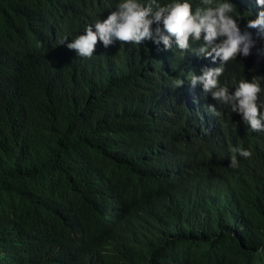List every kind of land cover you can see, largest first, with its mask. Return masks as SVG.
I'll use <instances>...</instances> for the list:
<instances>
[{
    "label": "trees",
    "instance_id": "16d2710c",
    "mask_svg": "<svg viewBox=\"0 0 264 264\" xmlns=\"http://www.w3.org/2000/svg\"><path fill=\"white\" fill-rule=\"evenodd\" d=\"M228 2L257 43L219 82L259 81L264 113V39L247 28L264 8ZM119 3L0 0V264H264V135L227 109L216 118L211 94L191 85L219 65L196 51L202 38L184 52L173 38L169 60L213 125L161 93L168 76L153 42H98L90 58L51 49ZM154 202L164 207L151 224Z\"/></svg>",
    "mask_w": 264,
    "mask_h": 264
},
{
    "label": "clouds",
    "instance_id": "9594fccd",
    "mask_svg": "<svg viewBox=\"0 0 264 264\" xmlns=\"http://www.w3.org/2000/svg\"><path fill=\"white\" fill-rule=\"evenodd\" d=\"M256 3L264 8V0H256ZM201 5L193 11L188 0H172L163 6L157 0H149L146 4L141 0H120L117 10L109 7L90 20L93 25L87 26L85 31L78 30L72 35L62 36L59 40L52 38L51 49H59L66 55L75 50L78 56L90 58L98 42L104 47L114 41L136 45L144 40L153 42L159 51L158 61L163 64L164 73L168 76L166 84L161 86V93L169 100L174 94H179L183 103H189L198 111L204 125H213L209 122V113L201 105L193 103L195 94L184 91L186 86L177 73V67L169 60L173 38L177 48L183 52L190 49V41L195 43L202 38L203 43L196 51L210 57L213 63L219 60V65L202 68L199 76L191 75V85L200 84L204 93L211 94L218 107L209 105L207 110L216 118L222 116L221 109H227L225 116L228 120L235 117L246 132L264 135V113L260 111L257 103L261 92L260 82L255 79L250 82L242 80L234 91L219 82L224 66L238 56H249L257 42L251 33L241 32L236 19L238 13L233 16V12H237L236 7L228 0L216 4L214 0H201ZM62 8L59 5L52 14L60 13ZM247 28L256 29L257 35L264 39V11H260L256 19L248 20ZM231 152L246 159L252 155L250 150L240 147H233ZM236 155L230 159L229 166L233 169L239 168ZM163 207L164 205L157 202L144 207L151 224H154L155 215Z\"/></svg>",
    "mask_w": 264,
    "mask_h": 264
}]
</instances>
